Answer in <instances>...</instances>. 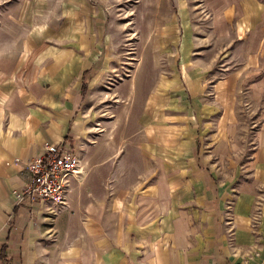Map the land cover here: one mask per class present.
<instances>
[{"label":"crops","instance_id":"obj_1","mask_svg":"<svg viewBox=\"0 0 264 264\" xmlns=\"http://www.w3.org/2000/svg\"><path fill=\"white\" fill-rule=\"evenodd\" d=\"M85 2L0 0V264H257L253 251L264 257V0H200L208 12L180 14L177 79L162 96L151 92L125 127L123 110L111 109L122 119L115 132L139 140L133 160L119 158L133 172L110 197L107 186L96 191L97 175L81 180V168L63 202H16L13 190L30 178L27 162L46 142H67L82 164L76 137L96 111L90 19L79 15ZM60 5L68 6L61 21L84 19L83 29L45 25Z\"/></svg>","mask_w":264,"mask_h":264},{"label":"rangeland","instance_id":"obj_2","mask_svg":"<svg viewBox=\"0 0 264 264\" xmlns=\"http://www.w3.org/2000/svg\"><path fill=\"white\" fill-rule=\"evenodd\" d=\"M197 1L200 0H84L86 11L79 15L90 19V24H86L87 32L90 31L88 43L91 42L87 53L90 52V59L96 66L92 70L93 84L89 88L91 107L96 111L88 112L87 132L76 137L80 143L78 150L84 171L80 179L83 180L87 173L97 175L96 191L107 186L108 197L113 194L114 186L124 185L131 177L132 165L123 167L118 160L122 155V160L124 157L133 160L138 152L132 146H136L139 140L127 132H115L122 119L119 118L120 112L112 110H123L125 127L130 112H141L142 104L151 92L155 90L158 96H162L164 87L177 79L179 69L173 66H177L178 60L179 17L188 12L187 8L193 13L208 12L201 3L196 4ZM43 8L50 11L49 8L55 10L57 6L43 5ZM58 8L59 17L46 21V26L53 25V28L63 33L73 26L76 30L78 27L83 29L84 19L76 25H72L71 20L64 24L60 18L65 16L63 12H67L68 6L60 5ZM80 9L84 10L83 5ZM50 41L58 43L54 38ZM131 104L132 110L128 112ZM248 120L250 117L245 113L243 123L246 125ZM132 121L134 123L133 117ZM200 127L199 124L198 131ZM100 129L103 133L101 138ZM244 136L246 141L255 140V133L251 130L245 131ZM96 143L97 147L90 150ZM99 144L106 148L104 154ZM85 152H90L92 158L102 157L106 160L108 157L111 165L106 168V161L102 164H85L90 159L85 158ZM141 168L148 169L145 165ZM150 169L158 172L157 165L150 166ZM252 257L257 260V264H264L261 249L253 251Z\"/></svg>","mask_w":264,"mask_h":264},{"label":"built area","instance_id":"obj_3","mask_svg":"<svg viewBox=\"0 0 264 264\" xmlns=\"http://www.w3.org/2000/svg\"><path fill=\"white\" fill-rule=\"evenodd\" d=\"M30 178L13 190L16 202H63L70 178L81 171L80 157L67 142H46L43 152L27 162Z\"/></svg>","mask_w":264,"mask_h":264}]
</instances>
